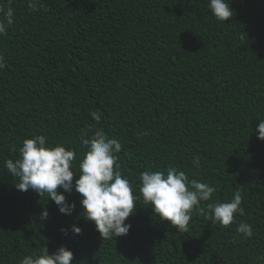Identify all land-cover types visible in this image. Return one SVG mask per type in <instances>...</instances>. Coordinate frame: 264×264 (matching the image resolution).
<instances>
[{"label": "trees", "instance_id": "trees-1", "mask_svg": "<svg viewBox=\"0 0 264 264\" xmlns=\"http://www.w3.org/2000/svg\"><path fill=\"white\" fill-rule=\"evenodd\" d=\"M41 2L47 10L33 12L27 0H12L14 23L0 37V264H19L43 246L50 254L66 247L73 264H264V141L256 133L264 119V0H228L234 13L225 22L209 0ZM85 131L120 141V171L137 196L140 173L168 166L215 186L201 202L207 214L193 212L180 232L141 197L125 221L128 234L105 241L74 189L64 194L75 209L64 215L46 195L15 187L5 161L35 135L76 151L74 183ZM236 190L245 210L236 221L252 225L251 238L237 223L210 219L207 205ZM73 224L80 236L60 231Z\"/></svg>", "mask_w": 264, "mask_h": 264}, {"label": "clouds", "instance_id": "clouds-1", "mask_svg": "<svg viewBox=\"0 0 264 264\" xmlns=\"http://www.w3.org/2000/svg\"><path fill=\"white\" fill-rule=\"evenodd\" d=\"M11 3L12 0H8L7 8L0 4V37L7 36L8 28L14 23ZM27 4L33 12L47 10L41 0H27ZM208 8L221 22L230 19L234 13L228 0H209ZM5 66V57L0 55V70ZM90 115L98 122L102 114L93 111ZM256 133L257 138L264 141V119L259 120ZM87 136L85 131L80 137V144L86 151L79 160V178L74 183L77 174L73 170L77 160L74 149L59 143L54 146L47 144L44 135L24 139L19 148V158L5 161L7 172L19 179L15 187L22 192L31 189L40 197L46 195L64 215H71L75 209V204L67 202L64 194L74 189L80 195L83 217L94 223L105 241L128 234L131 225L125 221L133 215L141 197L145 204L151 205L154 214L180 232L188 231L193 212L207 214L201 202L212 198L217 191L215 186L197 179L190 180L184 171L168 166L166 171L146 170L140 173V195L137 196L134 185L120 171L117 155L122 150L120 141L109 138L103 131H95L91 137L85 138ZM192 163L199 168L200 158L197 156ZM58 188L63 191L58 192ZM242 199V193L236 190L227 202L209 203L207 209L211 212L212 223L224 227L237 223L236 216L245 214ZM47 215L46 210L42 211L41 219H46ZM69 230L77 237L82 232L75 224L60 231L66 235ZM236 232L246 239L254 235L252 225L244 221L237 223ZM73 259V253L64 246L52 254L43 246L38 253L24 256L19 264H73ZM258 259L264 261V257Z\"/></svg>", "mask_w": 264, "mask_h": 264}]
</instances>
